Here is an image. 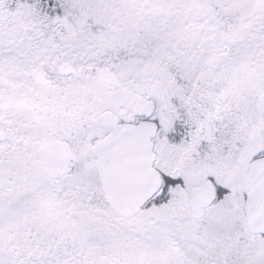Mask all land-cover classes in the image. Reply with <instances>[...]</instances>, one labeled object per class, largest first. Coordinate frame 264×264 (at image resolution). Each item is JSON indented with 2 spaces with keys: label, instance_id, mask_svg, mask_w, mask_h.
I'll list each match as a JSON object with an SVG mask.
<instances>
[{
  "label": "snow or ice",
  "instance_id": "obj_1",
  "mask_svg": "<svg viewBox=\"0 0 264 264\" xmlns=\"http://www.w3.org/2000/svg\"><path fill=\"white\" fill-rule=\"evenodd\" d=\"M0 264H264V0H0Z\"/></svg>",
  "mask_w": 264,
  "mask_h": 264
}]
</instances>
